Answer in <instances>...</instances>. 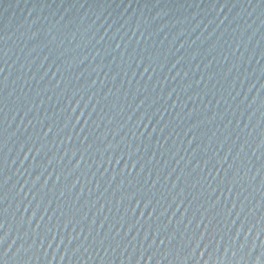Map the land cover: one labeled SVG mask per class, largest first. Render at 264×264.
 I'll list each match as a JSON object with an SVG mask.
<instances>
[{
  "label": "water",
  "instance_id": "95a60500",
  "mask_svg": "<svg viewBox=\"0 0 264 264\" xmlns=\"http://www.w3.org/2000/svg\"><path fill=\"white\" fill-rule=\"evenodd\" d=\"M0 264H264V0H0Z\"/></svg>",
  "mask_w": 264,
  "mask_h": 264
}]
</instances>
